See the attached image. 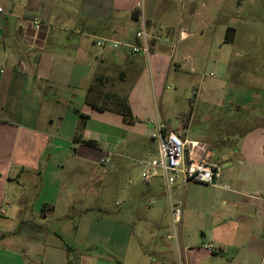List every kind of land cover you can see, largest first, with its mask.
Returning <instances> with one entry per match:
<instances>
[{
    "label": "crops",
    "instance_id": "obj_1",
    "mask_svg": "<svg viewBox=\"0 0 264 264\" xmlns=\"http://www.w3.org/2000/svg\"><path fill=\"white\" fill-rule=\"evenodd\" d=\"M0 2L7 11L0 18V44L7 47L4 57L8 68L5 77L0 71V264H85L83 257L72 256L70 245L82 251L79 248L89 242L88 231L92 232L94 224L89 223L85 233L83 226L88 223L76 220L70 211L86 208L79 201L77 182L72 181L70 187L62 180L51 182V161L57 146L74 143L66 157L69 166L62 168L65 172L69 169L78 175L89 165L103 167L101 160L107 156L111 163L104 174L127 171L121 148L147 134V129L142 133L134 130L136 123L148 126L151 137L158 121L177 130L155 98L163 99L169 82L176 88L184 86L186 67L208 74L210 68L206 67L210 65L219 75L217 83H210V92L222 90L227 96L242 98L238 106L245 114L241 138L219 163L213 159L217 151L212 145L180 135L207 146V159L221 166L220 176L214 184L179 180L171 186L174 234L170 226L166 229L164 221L169 219H158L152 213L146 224L155 226L156 232L142 237L154 246L147 249L151 245L147 241L139 245L141 232L117 233L116 261H98L264 264V73L252 74L245 69L247 59L238 63L231 53L237 34L264 38V26L253 30L251 16L231 9L230 0ZM33 18L43 21L40 29L33 26ZM260 19L264 23V14ZM143 30L148 35L149 53L132 48L143 46V40L137 38ZM92 36L120 44L117 48L98 47ZM263 45L254 47L260 56ZM252 48L246 47L244 52ZM259 64L264 65V58ZM224 80L228 84L221 87L219 82ZM205 88L202 79L196 95L203 94ZM143 97L152 106L140 113ZM81 123L83 139L93 140L96 146L76 140ZM155 142L153 156L158 150ZM141 156L138 163L148 160ZM56 161L58 170L62 159ZM98 173L100 177L96 170L94 180L101 181L103 176ZM155 178H143L148 189ZM153 204L151 200L149 205ZM59 208L66 212L61 217L57 216ZM175 208L182 210L176 223ZM58 224L73 225L70 238L75 244L66 242ZM205 244H213L215 250L205 249Z\"/></svg>",
    "mask_w": 264,
    "mask_h": 264
},
{
    "label": "rangeland",
    "instance_id": "obj_2",
    "mask_svg": "<svg viewBox=\"0 0 264 264\" xmlns=\"http://www.w3.org/2000/svg\"><path fill=\"white\" fill-rule=\"evenodd\" d=\"M229 4L231 9L241 12L245 11L246 15L251 16V28L253 30H261L262 26H264V23L260 19L261 14H264V0H230ZM0 7L3 9V12L0 13V18L2 19L6 16L7 12L4 2H0ZM260 43H264V38L257 34L239 33L237 34L236 43L231 49L232 56L238 63L247 59V63L244 66L252 74L264 73V65L259 64L264 58L261 57L264 50H261L260 56V50L254 48ZM246 47L253 48L248 52H244V48ZM6 49V45L1 43L0 71L2 70V77H5L8 73L4 57ZM213 52L216 53L215 50ZM252 59H255L256 63H252ZM240 66L242 67V65ZM206 68H210L208 72L206 71L208 74H204L200 69L196 72H191V67H186L185 85H179L176 88L173 82H169L170 88L166 91L163 99L156 97L155 102L157 106H163L164 114L172 119V126L177 129L176 131L179 134L186 135L191 140H198L207 145H212L213 150L217 151L213 159L221 163L224 160L226 152L233 144H236L238 138H241L240 135L243 130L240 128L242 127V120L245 114L242 109H238L242 98L227 96V92H223L222 90L215 91L214 94L210 92V83H217L215 80L219 75L214 71L213 65ZM256 70L257 72H255ZM211 73H214L215 76H211ZM202 79L205 80V85L208 89L205 88L203 94L198 96L196 95V89L201 85ZM219 83L221 87H224L228 84V80L220 81ZM142 99L143 105L139 107L140 113L146 112L152 106L147 98L143 97ZM152 102L154 103V98ZM144 106H146V110H144ZM236 122L240 124L237 125L235 124ZM136 124L137 128L134 130L142 133L147 129V134L145 138L138 139L136 143L132 144V142H129L121 148V151L127 158L125 159L127 171L104 174L103 171L105 169L108 170L110 165L102 167L99 164H95L86 167L83 174H78L79 172L76 168L73 171L78 175L73 174L68 168L67 172H65L62 168L66 165L67 167L69 166L66 157L69 155L68 152H70L71 146L72 148L74 147L72 141L68 143L69 145L61 144L57 146L54 160L52 159L51 161V182H54L55 179H57L56 182L62 180L65 185L67 184L70 187L72 186V181H75L77 182L75 184L76 189L81 190L78 196L79 201L86 208L77 207L71 209V213L74 214L76 220L85 219V222L88 223V225L84 224L83 226L85 227V233L88 231L89 225L94 224L92 232L88 231L91 234L89 242L83 245L82 248H79L83 249L82 251L79 252L74 245H70V247H73V251L70 252L73 254L72 256L76 258L83 257L85 264H100L99 258L116 261L117 254L114 252V249H117V233L129 234L141 232L139 245L141 246L147 241L151 244L147 246V249L154 246V242L147 239L143 240L142 237L143 235L149 236L156 232L153 231V229H157L155 226H148L146 224L147 219L153 216L152 213H155L158 219H169L168 222L164 221V223H167L166 229L170 226L172 234L175 233V225L170 219L169 192L166 189L164 179L156 177L153 179L152 187L148 189L141 177L144 166L140 165L137 160L142 158L141 155H144L143 158H153L154 156L151 154L153 148L156 146V142L152 139L151 134H149L151 132H149L148 126L141 122ZM128 127L131 128L130 125ZM60 158L62 159V164H60L61 168L57 170L54 164ZM96 170L99 177L98 170L101 172V176H103L101 181L94 180ZM105 189L106 192L103 193ZM172 196L175 199L174 189H172ZM151 200L154 203L153 205H149ZM57 212L58 217L66 213L62 208H59ZM56 226L63 230V238L67 240L66 242L75 244L70 238L74 234L72 224H58ZM65 229H68V232ZM167 233L166 231V235ZM193 236L196 238L198 234L194 232ZM119 243L123 245V242L119 241Z\"/></svg>",
    "mask_w": 264,
    "mask_h": 264
},
{
    "label": "built area",
    "instance_id": "obj_3",
    "mask_svg": "<svg viewBox=\"0 0 264 264\" xmlns=\"http://www.w3.org/2000/svg\"><path fill=\"white\" fill-rule=\"evenodd\" d=\"M36 29L43 26V21L38 18L31 20ZM137 38L143 40V46L133 45V51L138 52L144 50L150 52L148 45V35L145 30L137 33ZM94 42L98 47H113L117 48L120 42L94 38ZM152 138L157 141L158 150L153 158L145 161H140L144 165L145 170L142 177L149 180L162 175L166 181L168 191L177 181L187 183L189 181H199L203 183L214 184L221 174V166L207 159V146L197 142L183 138L178 132L170 130L166 123H157L156 130L152 134ZM103 165H109L111 159L109 156L101 160ZM182 210L175 208L173 210L174 223L180 220ZM204 248L209 251H214L213 244H205Z\"/></svg>",
    "mask_w": 264,
    "mask_h": 264
},
{
    "label": "trees",
    "instance_id": "obj_4",
    "mask_svg": "<svg viewBox=\"0 0 264 264\" xmlns=\"http://www.w3.org/2000/svg\"><path fill=\"white\" fill-rule=\"evenodd\" d=\"M83 132H84V123H81V125L79 126V129H78V135L76 137V140L82 141L83 143H85L87 145L96 146V142H94L93 140L83 139Z\"/></svg>",
    "mask_w": 264,
    "mask_h": 264
}]
</instances>
